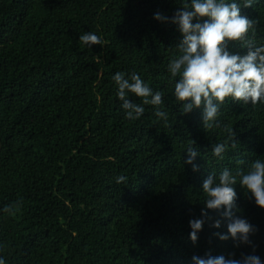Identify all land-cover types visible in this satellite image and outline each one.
I'll use <instances>...</instances> for the list:
<instances>
[{
  "label": "trees",
  "instance_id": "trees-1",
  "mask_svg": "<svg viewBox=\"0 0 264 264\" xmlns=\"http://www.w3.org/2000/svg\"><path fill=\"white\" fill-rule=\"evenodd\" d=\"M189 0H0V258L6 264H192L194 255L252 254L205 222L197 242L189 220L201 218L203 181L228 168L247 171L264 160V104L227 98L220 127L205 130L203 109L185 114L174 97L168 64L180 55L171 18ZM241 15L258 21L248 38L264 44V0ZM196 22L195 20L193 21ZM94 32L103 45L79 36ZM228 50L247 48L230 42ZM138 73L164 93L162 111L143 105L131 121L112 77ZM142 104V98L129 94ZM233 127L238 146L220 159L213 146ZM195 141L199 155L185 164ZM241 161L243 163H241ZM127 180L117 183L118 176ZM237 215L264 262V209L236 185ZM8 208V211H5ZM208 214L219 218L216 211Z\"/></svg>",
  "mask_w": 264,
  "mask_h": 264
},
{
  "label": "clouds",
  "instance_id": "clouds-1",
  "mask_svg": "<svg viewBox=\"0 0 264 264\" xmlns=\"http://www.w3.org/2000/svg\"><path fill=\"white\" fill-rule=\"evenodd\" d=\"M252 6L253 0H244L243 7ZM153 18L178 25L183 37L178 44L180 55L168 64L171 77H179L174 84V97L182 103L183 113L202 107L203 128L208 130L221 126L218 120L220 108L229 97L244 104L251 102L253 106L264 104V44L257 46L254 40L248 38L250 31L255 35L258 21L241 15V5L237 0H189L173 17L157 12ZM79 41L88 47L104 43L102 37L94 32L80 35ZM230 42H240L247 48V53H231L228 50ZM112 79L118 86L117 96L122 102L126 119H139L145 111L143 105H153L156 106L155 116L167 123L168 113L160 107L164 104L162 91L154 92L136 72L127 76L124 72H117ZM130 93L142 98V104L130 100ZM224 131L228 134L227 138L212 149L220 159L224 158L223 154L229 148L235 149L239 144L233 127L224 126ZM186 153L184 163L191 165L193 172L198 171L199 166L194 161L199 152L194 140L190 141ZM126 180L127 177L121 175L116 182L124 183ZM236 185L251 193L256 205L264 209V160L255 159L247 171L238 169L234 174L224 168L218 178L214 172L207 176L202 184V191L206 194L205 207L201 210V218L189 220L192 229L190 239L193 243L197 242L205 222H212L211 226L219 229L222 222L227 221L228 234L216 232L213 235L222 241L230 236L236 247L248 245L253 253H241L239 259L234 253L228 258L210 253L194 255L192 264H264L255 254L256 245L251 239L257 231L256 227L237 215L240 209L237 207ZM208 209L216 211L219 218L209 215ZM8 210L5 208V211ZM0 264H6L4 258H0Z\"/></svg>",
  "mask_w": 264,
  "mask_h": 264
}]
</instances>
